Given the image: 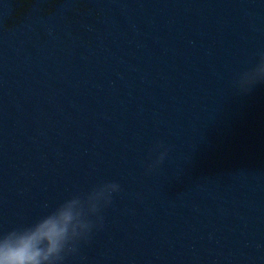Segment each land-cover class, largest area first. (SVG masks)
<instances>
[{
    "label": "water",
    "instance_id": "obj_1",
    "mask_svg": "<svg viewBox=\"0 0 264 264\" xmlns=\"http://www.w3.org/2000/svg\"><path fill=\"white\" fill-rule=\"evenodd\" d=\"M15 2L0 0V234L115 181L65 264H264V83L237 84L264 53V0Z\"/></svg>",
    "mask_w": 264,
    "mask_h": 264
},
{
    "label": "clouds",
    "instance_id": "obj_2",
    "mask_svg": "<svg viewBox=\"0 0 264 264\" xmlns=\"http://www.w3.org/2000/svg\"><path fill=\"white\" fill-rule=\"evenodd\" d=\"M257 83H264V53L254 66L239 74L238 90L247 93ZM164 148L158 144L154 150ZM167 149L149 166L162 164ZM121 191L118 182L98 184L86 193H77L58 204L34 222L0 234V264H65L76 256L80 245L91 240L94 231L104 226V210Z\"/></svg>",
    "mask_w": 264,
    "mask_h": 264
},
{
    "label": "flooded vegetation",
    "instance_id": "obj_3",
    "mask_svg": "<svg viewBox=\"0 0 264 264\" xmlns=\"http://www.w3.org/2000/svg\"><path fill=\"white\" fill-rule=\"evenodd\" d=\"M15 3L17 4L23 3L22 6L19 7L17 11V15L18 17H20L19 14L23 15L27 13L28 10H30V4L32 3V0H16ZM52 5H53V2L41 6L42 12L49 14V12H51L50 8ZM82 12H85V10L81 9V6L79 4H76L71 10L65 13V16L67 18H74L76 20V18H78L82 14ZM81 19H83V16H81Z\"/></svg>",
    "mask_w": 264,
    "mask_h": 264
}]
</instances>
